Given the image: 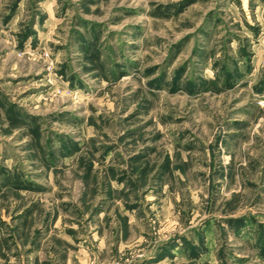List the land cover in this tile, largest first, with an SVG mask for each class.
<instances>
[{"label":"rangeland","instance_id":"obj_1","mask_svg":"<svg viewBox=\"0 0 264 264\" xmlns=\"http://www.w3.org/2000/svg\"><path fill=\"white\" fill-rule=\"evenodd\" d=\"M0 264H264V0H0Z\"/></svg>","mask_w":264,"mask_h":264}]
</instances>
